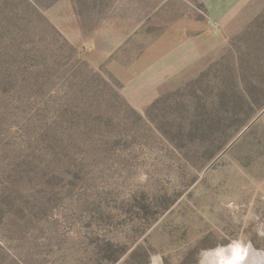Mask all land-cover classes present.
I'll use <instances>...</instances> for the list:
<instances>
[{
  "label": "rangeland",
  "instance_id": "374dc122",
  "mask_svg": "<svg viewBox=\"0 0 264 264\" xmlns=\"http://www.w3.org/2000/svg\"><path fill=\"white\" fill-rule=\"evenodd\" d=\"M264 264V0H0V264Z\"/></svg>",
  "mask_w": 264,
  "mask_h": 264
},
{
  "label": "clouds",
  "instance_id": "9594fccd",
  "mask_svg": "<svg viewBox=\"0 0 264 264\" xmlns=\"http://www.w3.org/2000/svg\"><path fill=\"white\" fill-rule=\"evenodd\" d=\"M250 248V243H246L243 237H238L214 248H201L196 255V264H246ZM166 257L171 260L172 252L151 253L149 264H165Z\"/></svg>",
  "mask_w": 264,
  "mask_h": 264
}]
</instances>
